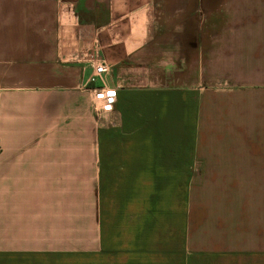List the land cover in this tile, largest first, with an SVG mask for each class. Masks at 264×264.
Returning a JSON list of instances; mask_svg holds the SVG:
<instances>
[{
    "label": "crops",
    "instance_id": "0c3cea01",
    "mask_svg": "<svg viewBox=\"0 0 264 264\" xmlns=\"http://www.w3.org/2000/svg\"><path fill=\"white\" fill-rule=\"evenodd\" d=\"M0 264H264V0H0Z\"/></svg>",
    "mask_w": 264,
    "mask_h": 264
},
{
    "label": "built area",
    "instance_id": "2783aa9c",
    "mask_svg": "<svg viewBox=\"0 0 264 264\" xmlns=\"http://www.w3.org/2000/svg\"><path fill=\"white\" fill-rule=\"evenodd\" d=\"M108 71V66L104 61L94 68L93 73L89 78L90 83H95L103 78V75ZM95 107L103 111H111L116 100L115 90H106L104 87L95 88Z\"/></svg>",
    "mask_w": 264,
    "mask_h": 264
},
{
    "label": "rangeland",
    "instance_id": "374dc122",
    "mask_svg": "<svg viewBox=\"0 0 264 264\" xmlns=\"http://www.w3.org/2000/svg\"><path fill=\"white\" fill-rule=\"evenodd\" d=\"M41 217V215H40ZM48 218H49V221H48V224L50 225L49 227L47 225H44V226H40V229H50L51 227V224H52V215L51 214H48ZM45 219H47V217H45ZM41 220V219H40ZM63 224V220L61 221H58L57 220V225H62ZM56 228H59V227H56ZM85 239V236H84V231H77V232H74L73 234H70V236L68 237V234L67 233H63V232H60V233H51L49 231H45V232H42L40 230V251H51L50 249H46L45 247L49 244L48 242L50 241H68V240H74V241H81V240H84ZM76 252H77V256H80L82 255L83 256V249H76ZM57 255H65V254H57Z\"/></svg>",
    "mask_w": 264,
    "mask_h": 264
}]
</instances>
